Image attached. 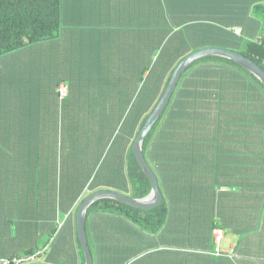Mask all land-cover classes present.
Here are the masks:
<instances>
[{
    "label": "trees",
    "instance_id": "16d2710c",
    "mask_svg": "<svg viewBox=\"0 0 264 264\" xmlns=\"http://www.w3.org/2000/svg\"><path fill=\"white\" fill-rule=\"evenodd\" d=\"M255 8L264 16L261 5ZM61 11L62 0H0V57L57 38ZM247 20L257 23V34L248 36L244 27L240 33L228 27L209 36L201 28L192 30L193 24L170 29L146 77L138 75L137 98L123 119L85 123V132L80 122L70 123L67 134L81 125L88 140L85 146L83 140L71 138V145L59 147V135L53 137L50 127L38 129L49 136L25 139V172L57 181L60 171L59 182L63 167L72 169L75 215L82 202L99 190L135 199L148 196L151 186L132 146L179 63L196 50L218 47L241 53L264 70V33L258 34L264 24L250 15ZM202 83L206 89L201 92ZM62 101L57 93L56 104ZM104 128L111 133L100 135ZM143 152L158 178L163 201L153 210L113 199L93 203L86 216L93 264H223L222 260L238 257L245 237L263 230L264 85L239 64L210 56L188 67L147 135ZM224 227L239 237L230 255L216 254L214 248L213 231ZM76 240L75 264H85L78 236ZM262 242L261 238L257 243ZM38 252L39 263L48 244L8 258Z\"/></svg>",
    "mask_w": 264,
    "mask_h": 264
},
{
    "label": "crops",
    "instance_id": "0c3cea01",
    "mask_svg": "<svg viewBox=\"0 0 264 264\" xmlns=\"http://www.w3.org/2000/svg\"><path fill=\"white\" fill-rule=\"evenodd\" d=\"M255 5L264 8V0H62L57 38L0 57V141L6 143L0 144V258L48 244L47 255L37 264L79 260L72 169L65 166V179L59 182L40 174L26 178L25 139L49 136L38 129L31 135L25 128L26 100L33 91L41 97V79L55 103L57 83L68 82L62 102L70 100V123L120 121L137 98L138 75L148 74L170 29L193 24L192 30L201 28L215 36L228 27H244L248 36L255 35L257 23L248 21V15L264 24ZM263 33L264 26L258 34ZM198 88L206 89L203 83ZM66 136L73 137L74 131ZM83 162L86 168L88 161ZM254 233L239 244L238 257L221 263L264 264V227ZM229 248L225 254L230 255L236 243Z\"/></svg>",
    "mask_w": 264,
    "mask_h": 264
},
{
    "label": "water",
    "instance_id": "95a60500",
    "mask_svg": "<svg viewBox=\"0 0 264 264\" xmlns=\"http://www.w3.org/2000/svg\"><path fill=\"white\" fill-rule=\"evenodd\" d=\"M210 56L222 57L239 64L253 74L264 85V70L258 64L241 53L218 47H207L196 50L185 57L173 72L161 99L147 118L132 146L134 157L150 183L151 192L149 195L144 198L135 199L111 190H99L87 197L78 209L76 219L77 233L84 253L85 264H93V257L89 248L88 236L86 232V216L89 207L93 203L101 199H113L140 210H153L161 205L163 196L159 188V181L144 156L143 144L147 135L151 132L166 110L182 74L196 61Z\"/></svg>",
    "mask_w": 264,
    "mask_h": 264
},
{
    "label": "rangeland",
    "instance_id": "374dc122",
    "mask_svg": "<svg viewBox=\"0 0 264 264\" xmlns=\"http://www.w3.org/2000/svg\"><path fill=\"white\" fill-rule=\"evenodd\" d=\"M44 77H47V75H44ZM55 77H56L55 75H48V78H55ZM40 84H41L40 88H42L40 89L41 97H35V94L33 91L32 93L33 97L26 100V107H25L26 132L33 135V132H34L33 130L50 127L52 130H55V129L57 130V135H59L57 137V144L59 147H61L62 144L64 146L71 145V138H72V142H75L78 139H81L84 142V146L86 143L88 145V140L87 138H85V134H81L83 131L85 132V130H87L86 128L87 126H85V123L83 124L81 123V125L84 126V130L82 132H81V125H80V128L74 131L73 137H70V139L69 137L68 139L66 138V134L71 128V124L68 120L69 116L67 115V112H66L67 111L66 107L70 100L67 99L65 102H57L56 104L54 102L55 98H53L52 96V91L51 89L48 88L46 81H44V79H41ZM120 112H121V108L118 107L115 109L116 118L118 117ZM117 122L118 121H114V123H117ZM91 125H90V130L93 128V126ZM94 128H95V125H94ZM103 131H100V135H104L105 133V136H107V131L111 133V130L107 128L106 129L104 128ZM89 135H90V132H89ZM105 136H101V137L105 138ZM58 158L61 159L62 154H60ZM59 167L60 165H58V168ZM65 173H66V168L63 167L62 174H63L64 179H65ZM58 177H60V171L57 172V182H58ZM26 178H30V179L33 178L31 170H28V172L26 171ZM223 230H224L225 236H224V240L221 241L219 248L222 252H225L227 250L230 251L229 245L232 243H237V240H239V237L236 234H233V232H231V229L227 227H224Z\"/></svg>",
    "mask_w": 264,
    "mask_h": 264
},
{
    "label": "built area",
    "instance_id": "2783aa9c",
    "mask_svg": "<svg viewBox=\"0 0 264 264\" xmlns=\"http://www.w3.org/2000/svg\"><path fill=\"white\" fill-rule=\"evenodd\" d=\"M236 33H240V29H236ZM57 93L60 100H64L68 95V85L66 83H61L58 86ZM214 241L216 243V254L221 253L219 246L223 240V231L219 228L213 231ZM41 252L36 254L21 255L12 258H0V264H37L39 261Z\"/></svg>",
    "mask_w": 264,
    "mask_h": 264
}]
</instances>
